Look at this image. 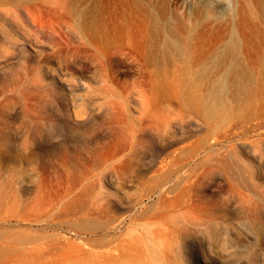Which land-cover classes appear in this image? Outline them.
<instances>
[{
    "label": "rangeland",
    "instance_id": "rangeland-1",
    "mask_svg": "<svg viewBox=\"0 0 264 264\" xmlns=\"http://www.w3.org/2000/svg\"><path fill=\"white\" fill-rule=\"evenodd\" d=\"M188 1L168 0V4L178 15ZM217 6L222 11L228 5L218 1ZM248 8L241 18L236 15L240 19L233 27L236 33L242 31L248 45L264 51V1L262 9L254 3ZM208 27L207 34L212 28ZM48 34L20 29L0 14V135L13 137L8 142L0 138V264H106L100 253L109 243L112 220L124 209L112 198L114 206L108 213L97 211L101 185L106 186L104 179L111 172L103 173L100 180L93 175L104 170L115 132L131 144L122 170L111 174L115 183L136 175L148 177L157 151L162 156L175 154L185 168L205 172L200 180L202 198L188 206L176 196L170 208L168 220L181 228L182 243L165 264H252L249 255L240 251L244 243L258 252L256 263L264 264V76L244 83L242 90L228 80L220 92L210 93L206 79L185 74V52L160 56L153 48L135 46L136 54L113 55L108 61L74 46L58 53L57 47H49L53 35ZM27 43L39 50L24 49ZM143 93L151 102L167 100L173 114L166 122L154 117L144 120L138 136L128 137L126 128L136 121L140 106L132 110L133 101L127 98ZM32 97L43 98L33 101L30 110L44 122L46 135L56 136L67 150L66 159L55 165L57 195L50 208L59 235L44 244L54 246L47 253L26 242L42 228L21 218L19 207L9 204L10 168L21 173L27 158L29 144L23 138L22 122ZM73 97L80 98L74 109L81 110L74 118ZM112 111L119 116L115 121ZM15 186L19 195L30 196L19 183ZM152 201L143 197L145 205ZM249 208L256 210L260 223L248 218ZM208 226L225 228V238H211Z\"/></svg>",
    "mask_w": 264,
    "mask_h": 264
},
{
    "label": "bare ground",
    "instance_id": "bare-ground-1",
    "mask_svg": "<svg viewBox=\"0 0 264 264\" xmlns=\"http://www.w3.org/2000/svg\"><path fill=\"white\" fill-rule=\"evenodd\" d=\"M189 1L177 15L170 8L168 0H0V14L9 17L20 29H32L45 36L52 34L49 47H57L58 53L65 47L74 46L76 49L81 48L85 54L94 51L109 61L113 55L128 57L136 54L135 46L153 48L160 56L185 52L188 60L185 74L189 78L198 76L206 79L210 93L220 92L228 80L234 81L242 90L244 83L264 76V51L248 45L247 39L240 33L242 31L236 33L233 27L242 17V12L250 10V3L262 9L264 0ZM218 1L228 5L227 9L218 10ZM211 23V32L207 34L206 28ZM132 33L137 36H131ZM116 34H123V37ZM32 45L34 43L24 44V49L29 46L34 51L39 50ZM58 72L61 73L59 69ZM79 84L86 87L83 83ZM129 97L127 99L133 101L132 110H138L137 106L140 108L136 121L126 128L128 137L138 136L144 120L154 117L166 122L170 113L173 114L167 100L164 103L159 102V99L151 102L147 93L139 97L131 94ZM42 99L30 98L27 102L29 108L23 113V138L29 145L21 173L14 167L10 168L9 204L19 207L21 218L42 228L38 234L29 236L26 242L47 253L54 246L50 244V247L45 248L44 244L59 235L53 226L57 221L50 208L51 201L57 195L58 182L53 181L57 170L55 165L58 159H66L67 150L62 149L56 136L46 135L44 122L33 114V109L30 110L33 101ZM78 99L71 98L73 118L81 111L74 109ZM113 116L114 121L119 118L117 113ZM1 134L3 140L12 141L13 137ZM112 137L113 144L109 146L107 158L104 159V170L93 175L100 180L103 173L111 172L104 179L106 186L101 185L96 208L98 212L108 213L114 206L113 201H116L115 204L123 208L124 213L112 218L113 224L109 228L112 234L100 257L104 254L106 264H165L174 252L180 251L182 243L179 237L181 228L173 227L168 220L170 208L178 198L188 206L202 198L204 188L200 180L203 179L202 172H205H199V167L185 168L186 164L179 163L175 154L162 156L157 151L148 167H154L151 173L148 172V177L136 175L128 182L115 183L111 174L122 170L128 160L131 144L126 140L127 137L117 132ZM17 174L21 179L17 178ZM16 183L30 196L19 195ZM128 187L135 190L131 191ZM145 196L153 199L148 205L143 204ZM247 211L251 221L257 224L261 222L254 208ZM121 226L125 227L124 231L120 230ZM206 228L211 238L224 239L227 234L223 227ZM241 247L240 251L249 255L252 264H257L254 256H258V252L245 243Z\"/></svg>",
    "mask_w": 264,
    "mask_h": 264
}]
</instances>
